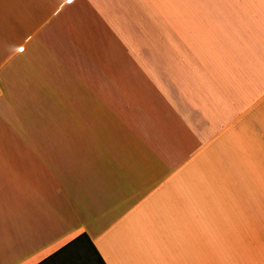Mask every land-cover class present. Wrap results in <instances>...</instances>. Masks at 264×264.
Segmentation results:
<instances>
[{
  "label": "crops",
  "instance_id": "0c3cea01",
  "mask_svg": "<svg viewBox=\"0 0 264 264\" xmlns=\"http://www.w3.org/2000/svg\"><path fill=\"white\" fill-rule=\"evenodd\" d=\"M0 12V264L81 234L102 264H264L228 258L245 235L217 188L240 155L264 173V0Z\"/></svg>",
  "mask_w": 264,
  "mask_h": 264
},
{
  "label": "rangeland",
  "instance_id": "374dc122",
  "mask_svg": "<svg viewBox=\"0 0 264 264\" xmlns=\"http://www.w3.org/2000/svg\"><path fill=\"white\" fill-rule=\"evenodd\" d=\"M10 12H0V20L11 18ZM38 15V13H36ZM42 14V13H40ZM9 32V31H8ZM0 34V53H4L9 38ZM10 35V33H8ZM246 165L234 166L236 172L226 173L227 179L222 182L219 174L217 188L224 197V210L230 211L236 219L229 220L232 227L240 229L243 236V250L236 246L227 252L228 258L247 260L264 258V173L254 172V155H240ZM226 250V251H227ZM49 264H95L94 257L88 249L67 254Z\"/></svg>",
  "mask_w": 264,
  "mask_h": 264
},
{
  "label": "trees",
  "instance_id": "16d2710c",
  "mask_svg": "<svg viewBox=\"0 0 264 264\" xmlns=\"http://www.w3.org/2000/svg\"><path fill=\"white\" fill-rule=\"evenodd\" d=\"M81 248L88 249L90 251V253L94 257L95 264H102V261L100 260L96 251L93 249L88 238L84 234L76 236L74 239L66 243L64 246H62L60 249L52 253L50 256H48L46 259L42 260L38 264H49L53 260H56L59 258L61 259L67 254L71 253L72 251L77 252Z\"/></svg>",
  "mask_w": 264,
  "mask_h": 264
}]
</instances>
